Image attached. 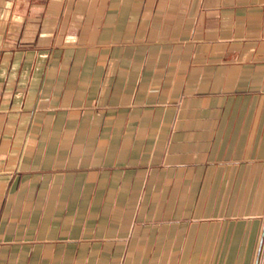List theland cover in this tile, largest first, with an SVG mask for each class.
<instances>
[{
    "label": "crops",
    "instance_id": "crops-1",
    "mask_svg": "<svg viewBox=\"0 0 264 264\" xmlns=\"http://www.w3.org/2000/svg\"><path fill=\"white\" fill-rule=\"evenodd\" d=\"M0 264H264V0H0Z\"/></svg>",
    "mask_w": 264,
    "mask_h": 264
}]
</instances>
